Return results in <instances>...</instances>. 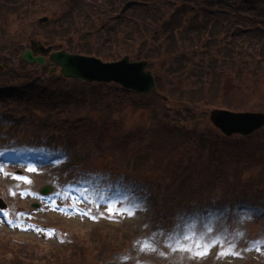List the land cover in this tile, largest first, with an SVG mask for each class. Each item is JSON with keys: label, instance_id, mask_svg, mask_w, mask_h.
<instances>
[{"label": "trees", "instance_id": "16d2710c", "mask_svg": "<svg viewBox=\"0 0 264 264\" xmlns=\"http://www.w3.org/2000/svg\"><path fill=\"white\" fill-rule=\"evenodd\" d=\"M1 1L25 3V8L11 18L0 17V82H16L0 87V150L57 151L66 156L54 162L53 169L65 167L54 174L58 187L65 178L72 183L103 180L109 192L140 196L148 212L151 203L159 210L174 205L173 215L160 223L167 227L202 216L236 224L243 209L264 213V128L255 133L259 137H224L207 122L205 111L221 107L219 97L203 90H222V69L236 74L237 67L238 92L249 96L241 108L264 110V28L248 13L252 0H43L30 10L29 0ZM256 1L264 7V0ZM236 5L239 48L233 51L228 32L233 24L227 23L236 17ZM36 16L47 18L42 30L35 31ZM19 27L26 31L24 39L61 44L70 53L107 62L128 55L170 78L160 76L157 91L135 95L116 84L65 80L60 74L43 77L42 69L50 64L40 67L17 56L23 48ZM17 68L35 77L21 80ZM85 110L102 116L85 115ZM140 111L142 117L133 120ZM97 159L108 173L93 166ZM98 231L87 238L70 235L53 260L45 249L33 255L25 242L0 239V264L7 252L13 257L5 264H134L130 248L124 250L121 242L115 246ZM159 253L148 264H186L169 262L162 248Z\"/></svg>", "mask_w": 264, "mask_h": 264}, {"label": "rangeland", "instance_id": "374dc122", "mask_svg": "<svg viewBox=\"0 0 264 264\" xmlns=\"http://www.w3.org/2000/svg\"><path fill=\"white\" fill-rule=\"evenodd\" d=\"M32 1L30 3L29 0L28 4H26L28 10L37 7L39 2H43V0ZM24 6L25 3L20 6L17 3L11 5L9 2L2 4L0 0V9L4 10L0 11V17L7 16L11 18L16 15L15 12L25 8ZM24 15H27V13ZM29 16L34 17L35 15L29 13ZM37 18L36 22H34L35 31L36 29H43V26H41L43 23L40 24L37 21L43 17ZM230 25L227 27H230ZM231 26L233 27L228 30L230 34L238 31L239 27H235L234 24ZM25 28L32 29L31 26H25ZM18 30L17 37L23 42L22 53L28 47L30 37L24 39L22 35L26 31L21 27ZM21 53L19 52L17 56H20V59L23 60ZM197 57L198 55H195L194 62ZM20 62H15L14 66L17 67ZM0 68L1 71L4 70L2 64H0ZM50 68L51 66H47L42 69L43 77L45 74L54 77L59 75L58 72L50 74ZM17 70L22 76L21 80L26 79L23 76L32 75L27 68H17ZM153 71H157L160 76L170 78V76L165 75L166 73L158 71L156 67L153 68ZM222 73L224 76H221L219 80L222 79L230 83L237 82V78H235L237 73H229L224 69H222ZM175 76L178 77L177 75ZM34 77L33 74L30 78ZM161 78L158 80V83H161ZM64 79L66 80V78ZM184 79H186V76ZM234 79L235 81H231ZM261 80L264 82V79ZM15 83L13 81L0 82V87L10 88ZM65 83L73 84L71 81H65ZM75 83L77 84V82ZM180 85L179 81L175 86L178 87ZM246 88L248 89L247 86ZM229 89L231 91L229 93H226V90H220L219 87L216 90L207 88L203 90L205 94L211 93V95L220 98L216 102L217 106L224 105L228 108L227 110L234 112L245 111V109L241 108L242 100L244 96H247L249 99V96L245 93H235L238 88L229 86ZM162 90H166V88H162ZM161 97L166 99V96L161 95ZM212 109L213 107H207L205 110L208 114L207 122L209 124V112ZM93 111L88 112V110H85L83 113L85 115L91 114L94 117L99 116V118L102 116L101 112ZM248 111L260 112L261 110L250 107ZM142 115V111L138 112L133 116V120L136 117L141 118ZM251 136L259 137L261 134ZM26 149L33 151L32 154H28L25 151ZM23 150H11L7 153L3 152L6 154H0V170H2L0 171V200L6 205L5 208H0V239L11 241L14 245L16 241L25 242L29 252L34 253L33 255H37L39 250L45 249L48 251V259H56L58 247L67 246V242L63 243V241L70 235L74 234L79 235L81 238H87L90 232L99 230L100 234L108 236L109 239L113 240L115 246H118V243L121 242L124 250L130 248L131 259H136L134 264H148V261L158 259L161 248L165 250L166 259L169 262L179 263L182 260H187L185 261L186 264H194V262L197 264H264L263 212H253L243 209L236 218V224L220 222L217 216H202L186 222L184 224L186 227H178V224L177 226L167 227L164 223L161 225L160 223L167 220L166 216L173 215L174 205L168 204L165 209L159 210L157 209L159 206L154 207L151 203V213L148 212L147 206L149 204L137 199H141L140 196L134 194L133 197L128 194L121 195L116 192H109L105 182L102 180L98 184L96 179L85 181L84 183H72L70 178H65L61 182V189L56 191L55 186L58 187V183L54 180V173L63 170L65 167H57L50 173L48 170L51 167L52 158L49 156L51 154L46 152H42L43 156L34 154V152L39 150L29 147H24ZM75 160L78 159L75 158ZM93 166L98 168L97 170L99 171L106 172L103 171V160L101 159L93 161ZM29 168L35 170L29 171ZM60 175L61 177H65L63 173H60ZM14 176L26 177L31 182L27 183L13 179ZM44 186L52 188L51 193L47 196L39 194L40 189ZM130 193L134 192L131 191ZM34 204L37 205V208L33 206ZM137 205H141V207H137ZM110 207L116 209L115 215L108 212V208ZM128 211L133 212L134 215H128ZM82 213H88V215H81ZM121 213L125 214L121 215ZM91 216L97 218L91 219ZM249 216L251 217L250 219L248 218ZM174 224L176 225L175 221ZM191 227H198L196 233L192 231ZM186 236L191 239H185ZM95 237L97 236L95 235ZM177 240L189 247L195 243L207 244L212 241H219L220 243L203 258H193L189 252L171 250L168 245H175ZM143 246H148L147 250H142ZM15 247L18 248L19 246ZM220 251H234L239 253V256H219L218 253ZM1 257L3 260L2 264H5L4 261H10L13 254L9 252L3 253ZM48 259L43 256V263ZM126 261V259H123L122 263Z\"/></svg>", "mask_w": 264, "mask_h": 264}, {"label": "water", "instance_id": "95a60500", "mask_svg": "<svg viewBox=\"0 0 264 264\" xmlns=\"http://www.w3.org/2000/svg\"><path fill=\"white\" fill-rule=\"evenodd\" d=\"M46 18L40 19V22ZM53 47H45L41 42L32 40L30 49L26 50L22 57L28 62H35L41 66L48 62L53 64L50 72L59 73L66 78L78 79L88 83H115L124 89L137 93L148 94L155 88L153 76L147 70V62H131L125 56L115 62H103L102 60L86 55L72 54L65 49L52 51ZM33 53H41L34 57ZM209 119L213 126L224 136L233 135L249 136L264 127L263 112H231L228 110L214 109L210 112ZM49 188L41 190L47 194Z\"/></svg>", "mask_w": 264, "mask_h": 264}, {"label": "snow or ice", "instance_id": "6c2138e0", "mask_svg": "<svg viewBox=\"0 0 264 264\" xmlns=\"http://www.w3.org/2000/svg\"><path fill=\"white\" fill-rule=\"evenodd\" d=\"M29 171H34L35 169L29 168ZM2 171V170H0ZM13 179L21 180L27 183H30L31 181L28 180L26 177H21V176H14ZM15 195V193H13ZM23 195V193H22ZM137 207H141V205H137ZM108 212L115 215L116 214V209L114 208H108ZM125 213H121L123 215ZM128 215H134L133 212L128 211ZM7 215V214H6ZM81 215H88V213H82ZM91 219H96L97 217L91 216ZM249 219L251 218L250 216L248 217ZM11 223V221H10ZM185 239H191L190 237H185ZM219 241H212L207 244H202V243H195L191 247L181 243L179 240L175 242V245L169 244L168 246L171 248L172 251H181V252H189L193 256V258H203L204 256L208 255V253L219 244ZM148 246H143L142 250H147ZM155 250V249H152ZM219 256H228V255H235L239 256V253H236L234 251H220L218 253Z\"/></svg>", "mask_w": 264, "mask_h": 264}, {"label": "flooded vegetation", "instance_id": "af4514ba", "mask_svg": "<svg viewBox=\"0 0 264 264\" xmlns=\"http://www.w3.org/2000/svg\"><path fill=\"white\" fill-rule=\"evenodd\" d=\"M235 2H237V1H235ZM228 5H229V3H228ZM261 11H264V7L262 6V4L258 3L256 0H252L251 4H250V7H249V10H248V13L252 17L253 22L257 24V27L264 28V27H262L263 26L262 24L264 22V17H263L262 14H264V12L260 13ZM239 12H240V10L238 9V6L237 5L233 6V12L232 13L235 14L236 17H235V19L232 18L230 20V22L227 23V25L234 24L235 27H238V15H239ZM226 14H230V13L226 12ZM232 34H233V39H234V42H233V45H232L233 51H235V50L237 51L238 48H239V34H238V31H236L235 33L233 32ZM235 71H236V73H238V69L237 68H235ZM231 81H235V79L231 80ZM237 82H238V79H237ZM237 82L230 83L228 81H224L223 80L222 90H226V93L231 92L230 89H229V86H232L234 88H238L239 84Z\"/></svg>", "mask_w": 264, "mask_h": 264}]
</instances>
